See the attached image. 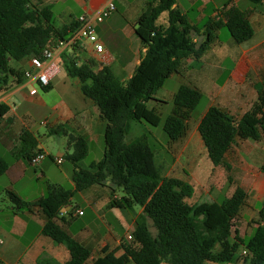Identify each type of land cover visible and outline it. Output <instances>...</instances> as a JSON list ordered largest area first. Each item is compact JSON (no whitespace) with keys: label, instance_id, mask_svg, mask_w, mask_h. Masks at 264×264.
Returning a JSON list of instances; mask_svg holds the SVG:
<instances>
[{"label":"trees","instance_id":"trees-1","mask_svg":"<svg viewBox=\"0 0 264 264\" xmlns=\"http://www.w3.org/2000/svg\"><path fill=\"white\" fill-rule=\"evenodd\" d=\"M252 1L258 3L262 0ZM175 2L153 0L137 18L135 32L147 50L126 81L120 80L108 65L98 69L93 58L80 62L76 49L61 52L68 75L80 80L83 94L94 101L105 121V149L101 159L80 166V160L88 153L87 141L84 136L71 133L68 143L73 151L67 157L75 166L72 174L75 188L52 183L35 201L25 200L13 190L6 191L16 209L40 206L48 217L44 233L65 244L70 251L71 257L65 262L42 255L36 264H84L90 257L91 250L75 239L57 218L61 209L71 203L76 191L98 183L109 186L114 193L121 188L122 194L111 198V206L133 209L138 205L142 211L136 215L133 240L116 248L102 247L93 264L231 262L240 247L247 251L240 264H264V224L259 220L251 234L244 236L234 228L247 198L243 186L237 185L230 196L220 201L203 203L202 209L197 211V203L190 201L195 191L192 184L175 176L162 177L152 145L141 139L126 141L131 120L146 121L151 125L162 123L170 140L179 139L184 134L191 111L201 103L203 93L196 87L181 85L174 94L173 109L164 119L157 109L148 105L149 101L178 70L184 58L199 59L204 55L219 28L227 27L238 43L254 34L246 14L228 2L217 11L216 18L204 23V38L196 42L193 33L199 28L174 6ZM164 11L168 13L166 27L157 24ZM76 27L74 21L57 26L49 6H39L31 0H0V78L11 74L21 81V70L12 67L11 60L21 61L31 55H42L43 48L56 47L59 41L69 39ZM61 126L63 124H59L55 131ZM198 131L212 163L229 167L225 156L237 141L259 140L264 136V83L258 88L256 101L240 118L212 105L201 117ZM25 136L26 133L21 135V141L35 147L34 140ZM36 152L24 148L21 155L31 163ZM8 166V161L0 153V174ZM261 169L264 172V164ZM228 178L231 180L230 176ZM107 181L115 182L116 186ZM149 220L155 233L150 230ZM119 249H123L121 254L117 253Z\"/></svg>","mask_w":264,"mask_h":264},{"label":"crops","instance_id":"crops-1","mask_svg":"<svg viewBox=\"0 0 264 264\" xmlns=\"http://www.w3.org/2000/svg\"><path fill=\"white\" fill-rule=\"evenodd\" d=\"M31 1L39 6H49L54 12L57 26H63L73 21L77 23L80 15L92 17L108 1H113L115 10L96 26L98 36L104 43L106 50L102 53H96L88 45L86 48L77 46L73 50H77L80 62L92 57L95 59L98 69L102 68L103 65H108L122 81H126L132 76L146 53L147 47L142 44L135 28L137 18L146 9L148 3L153 0ZM198 1H201L199 5L201 14L195 17L188 16V11L182 8L178 0L174 4L182 13L187 15L190 23L199 28L198 32L193 33L196 42H200L204 38V23L208 19L216 18L219 10L214 11L212 16H206L204 11L209 0ZM229 2L246 14L254 28L253 36L238 43L231 34H223L217 30L216 38L209 45L204 55L199 59L184 58L178 70L168 77L148 105L157 109L162 116V113L167 110L171 103L173 109V97L181 85L196 87L203 93V98L207 99V103L196 117L195 127L190 128L189 122L197 107L191 111V116L186 120L187 127L184 134L176 141L168 140L166 148L169 150V162L165 154L158 152L162 163L159 166L157 163L156 165L162 177L175 176L187 182L191 178L204 179L203 185L206 186L204 194H209L214 187L218 189L217 194L213 195L212 201H217L224 189H227L229 193L223 196H230L237 185L243 186L247 190V196L251 195L255 201L249 206L248 213L251 214L250 216L246 217V211H242L236 219L234 228H237L239 234L244 236L251 234L259 220L264 224V172L261 169L264 164V136L259 140L248 138L237 141L225 156V162L229 167L213 164L214 166H209L211 172L203 173V177L202 174L197 177L187 167L189 165L194 167L193 170L196 172L201 171L199 169L200 160L203 159L207 150L201 135L198 133V124L206 110L210 106L216 105L236 118H240L256 101L258 88L264 83V0L258 3L252 0H232ZM157 24L163 27L168 25L167 11L161 13ZM119 37L117 49L115 44ZM128 40L135 45L126 50L124 46ZM83 49H85V54H83ZM60 56L61 52L57 51L56 60L60 69L54 78L61 73L62 58ZM10 64L14 68L21 65L19 69L22 70L25 66V60H21L17 64L11 60ZM65 73L67 77H70L67 72ZM53 80L50 85L43 88L53 85ZM171 81L172 85L169 86ZM77 84L83 95H76L75 98L79 100L80 107L71 108L66 104L54 106L51 112L47 113L46 119H42L48 121L46 124H50V130L41 134L25 119L30 116L32 107L44 105L42 98L38 93L30 94L31 85L23 76L21 81H17L11 74L0 78V153L9 163L6 171L0 174V182H6L7 185L5 186L8 187L4 186V188H10L8 190H13L25 200L35 201L46 191L43 186L38 185L32 194L26 195L12 185L27 174L32 173L38 176V171H35V174L29 166L34 164L21 155L22 149L26 148L31 152L42 149L46 156L40 162L39 175L45 176L51 183L71 189L75 188L72 179L75 166L72 162L71 166L65 167L63 165L65 152L59 150L57 155L52 157L56 163H58L57 157L63 158L62 162L58 163L61 166H59V173L56 176L52 175L51 163L46 160L51 152L45 142H51L54 139L53 133L57 136L64 134L67 139L71 133L82 135L87 141V154L95 153L91 162L103 157L105 121L100 116L94 101L83 94L79 79ZM63 123H70L69 130L67 131L61 126L55 131V128ZM25 133L26 139L34 140L35 147L21 141V135ZM136 139H141L152 145L145 133ZM69 146L72 147V145ZM156 157L157 153L155 152V162ZM80 166L84 167L85 164H80ZM223 176H225L224 179ZM228 176L231 177V180ZM218 181L222 183L219 186L217 185ZM207 185H209L210 190L207 189ZM77 192L80 193L79 196L84 207L78 203H73V198ZM195 193L196 191H194L193 196ZM120 195L117 192L114 193L109 186L98 183L85 190L76 191L71 197V203L61 209L57 221L75 239L91 250V255L84 264H93L94 259L104 246L116 248L122 243L131 242L128 235H132L136 225V215L142 211V208L138 207L134 211L111 206V198ZM9 201L11 202L10 199ZM206 202L211 201H202V205ZM259 203H263L261 207ZM87 208L90 209L91 213H87ZM78 210H82L83 213L79 214ZM253 218L254 220L251 222ZM47 219L46 213L38 205H33L30 209L24 210L16 209L12 202L0 205V258L2 264H36L37 259L42 255L52 257L59 262L69 260L71 255L68 247L63 243L56 242L51 236L44 233L43 228ZM110 220L120 227L122 233L113 227ZM150 221L149 227L152 223ZM122 252L123 249H119L117 253L121 254ZM160 264L171 263L162 261Z\"/></svg>","mask_w":264,"mask_h":264},{"label":"rangeland","instance_id":"rangeland-1","mask_svg":"<svg viewBox=\"0 0 264 264\" xmlns=\"http://www.w3.org/2000/svg\"><path fill=\"white\" fill-rule=\"evenodd\" d=\"M229 1H232V0H209V3L206 5L204 14L206 16H212L214 11L221 9ZM178 2L180 3V5L182 6V8L184 10L188 11V16H192V17L200 16L201 11L199 9V5L201 4V1L197 2V0H178ZM219 30L221 32H223V34H227V35L230 34L229 30L225 26L219 28ZM119 40H120V37L117 38V41L115 44L116 48L119 45ZM134 45L135 44H132L131 41L128 40L124 47L126 50H129V48L134 47ZM82 51H83V54H85V49H83ZM18 62H20V61L14 60V64H17ZM61 62L63 64V60H61ZM62 64L60 65L61 66V73L54 78L53 85L49 86L48 88H43V87H40L39 85L37 86L38 94L42 98L44 105H37L35 107H32L30 116L26 117V119H25V121L28 124L32 125V127L37 129L38 132L41 134L46 133L50 130V124L42 125V124H40V121L42 119H46L47 113L51 112V110L53 109L54 106H56L58 104H66V105L70 106L71 108H75L76 106L80 107L79 100L75 99L76 95L83 96L81 91L78 89V84H77L78 78L77 77L73 78L71 76L67 77V75L65 73V72H67L66 67L64 64L63 65ZM20 66L16 67V69H19ZM171 85H172V81L169 83V86H171ZM206 103H207V99L203 98L201 103L194 110L193 118L189 122L190 128L193 129L195 127L196 117L200 114L201 110L204 108ZM171 109H172V103L167 108V110L164 113H162L163 119L167 115H169V113H171ZM69 126H70V123H63V127L67 131L69 130ZM143 133H145L148 136V138L150 139V143L155 148V152L157 153V157H156L157 165L159 166L162 163L160 160V157L158 156V152L165 154V157L169 162V158H168L169 150L166 148V144H167L169 138H168L167 133L163 130V124L160 123L159 125H151L150 123H148L146 121L140 122V121H136V120H131L129 122V129H128V132L126 135V140L127 141H133L139 135H141ZM198 133H199V131H198ZM53 135H54V139L51 142H48V141L45 142L47 144L48 148L50 149V152H51V155L47 156L46 160L51 163L52 175L56 176L59 173V166H61V165L56 163L55 161H53L52 157L56 156L59 150L63 151V152H65L63 165L65 167L71 166L72 163H71V160L67 157V154L71 153L73 151V148L71 146H69V143H68L69 140L66 138L67 137L66 135L62 134L60 136H57L55 133H53ZM197 151H198V149H197ZM94 155H95V153H91L90 155L87 154L82 160H80V164L81 165L85 164V166H87L92 161ZM7 157L9 158V156H7ZM40 162L36 165H29L31 167L32 172L38 171V176L37 175L35 176L32 173L27 174L21 180H19L18 182H16L15 184H12V185L16 189H18L20 192H22L26 195L32 194V191L38 185L43 186L45 191H47L48 186L52 183L49 180H47V178L45 176L39 175V173H40L39 171L41 169L40 168ZM209 166H214V165H213L212 161L210 160L209 156L207 155V153L204 155L203 159L200 160L199 169H201V171L196 172L195 170H193L194 167L187 165V167L191 171H193L197 177L198 176L200 177L201 174L203 177V173H207V172L210 173L211 170H209ZM35 174H36V172H35ZM163 175H164V173H163ZM224 177L225 176H223V179H224ZM203 180L204 179H202V178L199 180L197 178H191V180L189 181L196 191L195 196L190 198V201L197 203V207H196L197 211H200L202 209V201H212L213 195H216L218 192V189H216L215 187L210 190L209 185H207V189L210 190V193L204 194V189L206 186L204 187ZM221 184H222L221 181L217 182L218 186ZM5 185H7L6 182H4V181L0 182V205H5V204L11 203L9 201V199H8L9 197L6 193V191L10 188H4ZM64 185H66V184H64ZM5 187H8V186H5ZM116 192L118 194H122L121 188L118 187ZM228 193H229V191L227 189H224V191L222 192L221 195H219L217 200H219V201L222 200L225 197L223 195H227ZM79 194H80L79 192L76 193V196L73 198V203L74 204L78 203V204L82 205V207H84V204H83ZM253 202H255L254 198L251 195H248L245 203L243 204V206L240 210V212L246 211L245 212V214L247 213L246 217L251 215L250 213H248V211L250 210L249 206L252 205ZM262 204L263 203H259V206L261 207ZM138 207H139L138 205H134L133 209H131V210L136 211ZM86 211H87V213H91L90 209H88V208L86 209ZM253 220H254V218L251 220V222H253ZM110 223L113 225V227H115L118 231H120V233H122V230L120 229V227L115 222L110 220ZM150 227H151V230L153 231V233H155V227L152 225V223H151ZM130 240L132 241L133 238ZM245 255H246V253L244 252L243 247H240L238 250L236 258L231 262H218V263L206 262L205 264H240L242 257Z\"/></svg>","mask_w":264,"mask_h":264},{"label":"built area","instance_id":"built-area-1","mask_svg":"<svg viewBox=\"0 0 264 264\" xmlns=\"http://www.w3.org/2000/svg\"><path fill=\"white\" fill-rule=\"evenodd\" d=\"M115 10L113 1H108L94 16L89 17L80 15L77 19V27L67 40L57 43L56 47H45L42 49V55L35 54L27 57L25 66L21 70L23 78L31 85L30 94L38 93L37 86L46 87L50 85L54 76L59 72V63L56 60L57 51H72L74 46H91L96 53H102L106 50L104 43L100 40L96 31V26L103 21ZM47 120H42L41 124H46ZM46 154L36 152L32 156L31 163L36 165L44 159ZM57 162H62V157H57ZM82 214V210H78ZM132 235H128V239H132ZM1 241V240H0ZM247 253L246 250H244Z\"/></svg>","mask_w":264,"mask_h":264},{"label":"water","instance_id":"water-1","mask_svg":"<svg viewBox=\"0 0 264 264\" xmlns=\"http://www.w3.org/2000/svg\"><path fill=\"white\" fill-rule=\"evenodd\" d=\"M111 186L115 187L116 186V183L115 182H112V181H107Z\"/></svg>","mask_w":264,"mask_h":264}]
</instances>
